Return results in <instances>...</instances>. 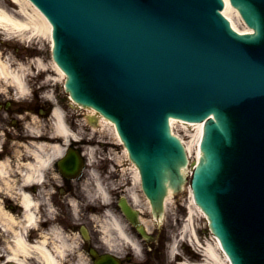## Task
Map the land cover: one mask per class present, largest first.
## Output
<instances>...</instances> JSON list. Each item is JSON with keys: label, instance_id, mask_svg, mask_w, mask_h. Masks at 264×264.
I'll list each match as a JSON object with an SVG mask.
<instances>
[{"label": "water", "instance_id": "water-1", "mask_svg": "<svg viewBox=\"0 0 264 264\" xmlns=\"http://www.w3.org/2000/svg\"><path fill=\"white\" fill-rule=\"evenodd\" d=\"M33 1L53 23L72 97L116 124L154 212L187 163L170 118L206 121L195 200L233 264H264V0H230L255 30L245 35L223 0ZM60 164L78 172L70 152Z\"/></svg>", "mask_w": 264, "mask_h": 264}, {"label": "bare ground", "instance_id": "bare-ground-1", "mask_svg": "<svg viewBox=\"0 0 264 264\" xmlns=\"http://www.w3.org/2000/svg\"><path fill=\"white\" fill-rule=\"evenodd\" d=\"M225 4L227 6V11L224 15L230 20L234 29L241 33L249 32L250 30L248 28H245V30H239L237 28L238 26L235 19L237 18L241 21L240 13L235 10L233 6H231L229 0H225ZM27 9L31 10V12L29 13ZM0 33H2L3 36L17 42L18 40L25 42H39V40L46 39L49 40L51 46L53 42L51 36V24L46 19L45 15L35 5H33L30 0H0ZM5 54L8 55L4 56ZM13 62L11 54L0 50V83H5L7 88L13 87L21 95H24V93L28 90V81L26 78L28 70L25 66L14 65ZM38 63L40 66L39 68L45 70L46 67H44L43 62L39 61ZM53 67L65 81L66 74L54 61ZM50 71L51 70H47L46 72L51 74ZM76 103L71 100L70 104L73 109H79L80 106L78 107ZM86 112L88 118L94 121V124H91L95 129L92 140L96 138L98 133H100L101 138H107V135L109 137L112 136V140L117 143L118 133L113 122L107 118H103L102 116L100 117L99 113L97 114V111L93 108L88 107ZM52 118L54 120L53 126L55 128V132L65 140L63 143H56L52 146V176L58 179L59 176L53 168V163L63 156L67 141L70 139H77L79 137L64 123L65 115H63L58 108L54 110ZM175 122L176 120H172V123ZM86 125L88 124L85 123L81 126L85 127ZM97 125L102 126V128H98V131L95 128ZM192 126L198 127L195 133L191 130ZM182 128L185 130V132L182 133V141L187 150L188 161L181 167L180 173L185 178L188 172L193 171V168L197 165L202 156L200 141L204 126L191 125ZM31 130L34 133L39 131V129H35L34 127H31ZM179 132H182L181 128ZM83 139H85V137ZM109 143L113 148L112 151L115 152V160L120 164L124 163L127 165L125 171L126 175H128V185L126 188L127 194L125 196L129 199V205H132L134 208H137L144 213L146 218L143 222L149 230H151L152 226L156 227L154 225L155 221L158 222V226H161L165 213H151L152 208L150 201L141 190L139 169L135 166V164L129 163V155L127 154L126 149H123L121 150L122 152H120L119 149L124 148V146H119V143L113 144V141H110ZM195 149L197 151V161L194 160L191 162V160L195 158ZM26 151L33 157L32 161H29L26 164L18 161L20 163H17L14 169H12V167L8 164V161L0 164V177L4 182V184H2V189L7 191L10 196L12 195L22 204V214L19 215V217H16L8 212L3 206V202L0 201V231L5 236L7 245L6 247L0 249V264H63L62 261L57 258L58 255L56 254V252H58L56 242L64 232L62 228H52L48 233H46L48 237L43 238L41 242L37 241L32 243L27 238L30 228L40 226V206L42 204L45 205V214L49 218L52 217V211L54 208H52L50 198H48L47 194H44L42 190L43 173L45 172V167L47 169L49 166L51 153L47 150V145L41 144L37 145V147L27 146ZM88 154V165L94 167L96 160L90 156L91 153ZM12 173H14L16 178H12ZM81 185L83 201L88 200L89 198L94 199L98 196L103 199L104 202L109 203L106 210H104L100 216L91 215L90 217V220L93 223H97V228H93L94 234L102 235V242L105 246L110 247L112 250L117 251V247H120V241L137 249V241L131 236L125 221L122 220V218L119 217V215L113 210V205L110 203L111 196L106 189L108 182L103 180L99 174L95 173L93 175H89L88 183L86 182ZM178 189L180 188L176 186L172 188L167 182L165 210L168 206L169 200L174 197V192L178 191ZM78 200L79 199L77 197L70 198L69 202L81 220L83 217V211H85L86 208L81 206ZM192 202L196 209L205 215L202 208L195 203L193 197ZM150 213L153 219L148 216ZM197 216L199 215L195 214L194 209L190 208L189 216L187 218L188 224L185 225L184 229L175 237L176 245L174 246L172 254L180 252V243L190 241L191 244H193V246H195V248L199 251V255L194 254L196 259L198 258L202 260L199 263L189 264H230L228 257L224 254L221 247L220 240L216 236H214L216 240L215 246L202 242V237L198 234L195 226L198 221ZM50 240H52V248L48 246ZM118 250H120V248H118ZM2 258L7 260L6 263H1Z\"/></svg>", "mask_w": 264, "mask_h": 264}, {"label": "flooded vegetation", "instance_id": "flooded-vegetation-1", "mask_svg": "<svg viewBox=\"0 0 264 264\" xmlns=\"http://www.w3.org/2000/svg\"><path fill=\"white\" fill-rule=\"evenodd\" d=\"M35 71L38 73V70ZM46 81L47 78L44 74L30 78V82L27 84L28 90L24 95H21L13 87L7 88L5 83H0V164L8 161V164L14 169L17 163L26 164L33 160L30 153L26 151L27 146L47 145V150L51 153V161L47 169L45 167L43 173V189L50 198L52 205V146L56 144L57 140L52 127V84L46 83ZM34 119L38 123L34 126L35 129H39L37 133L31 130ZM74 146L81 152L84 148V144L77 143ZM84 159L86 166L82 175L78 178L79 180L85 179L89 170L86 157ZM53 164V168L56 169V163ZM108 166V162H102L103 171H106ZM12 178H16L14 173H12ZM62 178L64 179L66 192L72 193L74 189L73 186L70 187V181L73 180ZM2 184L4 182L0 177V201L3 202V206L8 212L19 217L22 214L21 202L3 190ZM51 228L52 224L50 222L42 224V229L45 231ZM137 228L132 224L129 226L128 230L131 236L137 239L144 250L149 252L150 256L158 257L160 251L155 234L149 233L147 239H142L137 232ZM39 236V231H36L28 239L36 241ZM91 243L90 241L86 245L90 247ZM6 246L5 236L0 231V249ZM127 260L132 261L131 258L127 257L124 262L126 263ZM148 262L147 264H153L151 259Z\"/></svg>", "mask_w": 264, "mask_h": 264}, {"label": "rangeland", "instance_id": "rangeland-1", "mask_svg": "<svg viewBox=\"0 0 264 264\" xmlns=\"http://www.w3.org/2000/svg\"><path fill=\"white\" fill-rule=\"evenodd\" d=\"M27 11L29 13L31 12V10H29V9H27ZM235 21H236V24L238 26L237 27L238 29L245 30V26L243 25V23L241 21H239L237 18L235 19ZM2 35L3 34L0 33V38H2V39L4 38L3 41L6 42L7 41V40L5 41L6 36H2ZM22 43H24L25 46H28V48L21 49L20 48L21 44H19V46H17L18 44H16L15 42H11L10 45L7 46L8 49L10 50L8 52H10L12 54V52L15 51L14 48L18 47L19 48L18 49L19 50L18 56H21V57H18L17 62H19V63L24 62V66L26 68L40 67L38 62L42 61L44 67L52 70V89L55 88V94L63 96L64 91H65L64 90V79H62L61 75L57 71L54 70L53 60H52V55H51V48H50L51 46H50L49 40L42 39V40H39V42L32 41V42H28V43L22 41ZM6 44H7V42H6ZM33 50H37V51H33ZM14 55H16V54L13 53V56ZM23 57H24V61H22ZM34 74L35 73L33 71H29V73L26 75V77H32ZM62 107L69 115H71V116L73 115L72 119H73V123L76 125V127L79 126L80 122L85 121L83 116H79L78 118L75 117L76 112L71 107H69V105L66 102L63 103ZM101 128H102V126H101ZM179 128H181V127H178V130H179ZM191 130L193 131V133H195L197 128H195V126H194V127H192ZM78 131L79 130L77 128H75L74 132H78ZM86 132H89V131H86ZM184 132H185V130H182V132L178 131V134L182 137L183 136L182 133H184ZM107 139L109 141H112V137H110V138L107 137ZM96 148L99 149V152L96 153L97 159H100L101 158L100 153L102 152V148L101 147H96ZM84 149L87 150V149H89V147H87V145H85ZM194 157L195 158L193 160H191V162L194 160L197 161L196 149L194 151ZM191 175H192V171H190L186 174V176H185L186 181H185L184 185L181 187V189L174 192V194H175L174 197H172L168 202V206L165 210V216H164L163 222L161 223V226L156 227V231H155L156 234L155 235H156L158 242L161 243L162 250L164 253L163 257H164L165 261L163 260V257H162L161 258L162 263H163V261H164V263H171L167 257L165 259V253L167 254V250H165V248H166L165 243L167 244L171 239L170 243L173 246L176 244L175 243L176 242L175 237L177 235H179V233L184 229L185 225L188 224L187 218L189 216L190 208H193L195 211V214L199 215V216H197L198 221L196 222L195 226H196L198 234L202 237V242L205 244L208 243L211 246H215V244H216V240H215L213 233L210 230L208 220L193 205L192 191H191V187H190ZM85 180H86V178L82 179L78 182L82 183ZM76 184L77 183L74 184L72 181H70V187L75 185L76 186L75 191L79 193L80 192V185H76ZM65 195H63L64 197L61 196L60 199H62L63 201L65 199V203H66L67 202L66 199L69 200V198H66L69 195V193L66 196ZM60 199L58 198V200H60ZM96 204L97 205L99 204V197L98 196L96 198ZM64 206H66V205H64ZM116 212H117V210H116ZM90 214H92V212H90V211L85 212V220L88 223H90V222L87 219V217L90 216ZM54 225H52V226H54L56 228L61 227V223H60V225H57V224H54ZM92 225L97 226V223L92 224ZM69 231H66L67 233L63 232V234L60 236V238L56 242V248L58 251V252H56V254L58 255L57 258L60 261H62V263H67V264L89 263L87 258H86V255L84 254V251L82 249L78 248L79 239H78L77 235L75 234L76 231L73 232L74 235ZM217 250H218V248H217ZM179 251H180L179 253L181 254L182 257H180V259H176L173 263H175V262H176V264L177 263H187V264L199 263L202 260V259H198V258L196 259L194 254L199 255V251H198V249L195 248V246H193V244H191L190 241L180 243L179 244Z\"/></svg>", "mask_w": 264, "mask_h": 264}]
</instances>
